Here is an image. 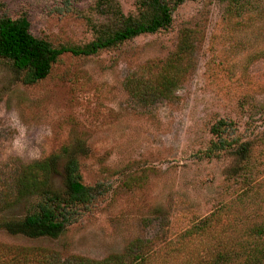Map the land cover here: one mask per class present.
<instances>
[{
    "label": "rangeland",
    "instance_id": "obj_1",
    "mask_svg": "<svg viewBox=\"0 0 264 264\" xmlns=\"http://www.w3.org/2000/svg\"><path fill=\"white\" fill-rule=\"evenodd\" d=\"M1 1L0 14H25L31 33L53 45L84 44L93 37L87 18L103 20L96 0ZM118 1L135 12V0ZM186 28L195 36L194 56L172 95L136 96V78L156 75ZM263 101L264 0L240 15L228 14L223 0L184 1L168 28L92 55L64 53L33 84L0 59V181L19 164L70 147L82 181L105 190L58 237L11 235L0 225V241L52 248L63 257L156 252L154 263L184 264L170 241L218 210L215 229L188 248L213 247L215 232L242 237L264 220V175L247 187L253 196L239 200L246 189L227 175L237 158L203 152L220 118L232 120L244 139L261 134ZM256 152L264 154V143L257 141ZM53 183L59 187L60 178ZM28 201L1 211L0 224L24 216Z\"/></svg>",
    "mask_w": 264,
    "mask_h": 264
},
{
    "label": "trees",
    "instance_id": "obj_2",
    "mask_svg": "<svg viewBox=\"0 0 264 264\" xmlns=\"http://www.w3.org/2000/svg\"><path fill=\"white\" fill-rule=\"evenodd\" d=\"M184 1L187 0H135V12L126 13L118 0H96V10L103 15V20L94 22L87 18L93 37L84 44L53 45L31 33L25 14L13 18L2 12L0 59L9 64L22 83L33 84L45 78L53 63L64 53L92 55L139 35L168 28L173 21V12ZM223 1L228 14L240 15L257 6L260 0ZM4 7L0 0V10ZM194 48L195 36L189 29H183L175 49L159 65L158 73L136 78L133 93L139 98L146 95L168 98L177 88L178 78L190 69ZM261 104L264 111V101ZM210 132L213 138L203 155L213 157L224 151L232 153L237 163L229 169L228 178L239 181L241 189H246L238 195L239 200L253 196L247 187H254L264 175V154L256 152L257 141L264 143V131L254 139H244L232 120L220 118L210 127ZM10 175L9 180L0 181V212L23 199L29 200L28 207L24 216L5 219L0 225L9 234L26 238L58 237L105 191L100 183L88 186L82 181L76 150L70 147L19 164ZM55 175L61 180L59 187L53 183ZM219 217L220 210L212 211L181 233L179 239L170 241L173 253H183L186 256L184 264H264L262 219L252 222L240 238L215 232L212 233L215 237L213 247L188 248L190 240L210 232L212 227L215 229ZM155 253L116 252L99 259L80 255L63 257L52 248L0 241V264H159L151 258Z\"/></svg>",
    "mask_w": 264,
    "mask_h": 264
}]
</instances>
